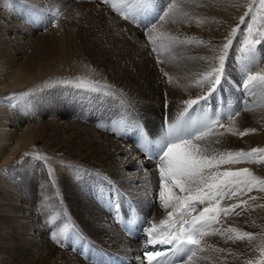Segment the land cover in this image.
I'll return each instance as SVG.
<instances>
[{"label": "bare ground", "instance_id": "6f19581e", "mask_svg": "<svg viewBox=\"0 0 264 264\" xmlns=\"http://www.w3.org/2000/svg\"><path fill=\"white\" fill-rule=\"evenodd\" d=\"M29 3L33 7H37V10L42 13L43 22L47 21L44 18H50L49 15H52L53 18V14H55L52 3L56 7L61 5L60 13L64 12V14L59 18L56 16L58 20L55 24L59 33L50 31L46 39L43 36L36 38L30 32L21 31L17 22L12 21L10 16L0 8V93L18 91L21 88V90L32 88L38 82L37 78L51 75L56 68L59 69L64 66L75 51L78 54L89 56L91 60L89 58L90 61L88 62L100 70L110 83L117 87L121 86L119 88L124 92L128 101L132 103L129 104L132 107L131 112L134 111V107L138 108L142 114L140 116L137 113L134 114L137 116L134 122L138 121L143 130L155 138L160 134L164 125L166 119L163 117L164 112L167 113L168 120H173L182 110L183 101L194 99L206 91L205 88L204 91L200 89L202 86L197 83L200 80L194 83L195 81L190 78L173 77L176 81L175 84L179 82L177 88L164 87L159 82L161 76L157 72L159 68L152 67L151 59L142 57L137 61L141 54L134 45L129 44V33H132V29L114 17L108 18L109 15L104 9L96 8L87 3L69 6L67 0H57L56 2L53 0H29ZM236 3L216 0L205 6L200 4L199 10H195L198 5L193 4V2L189 3L188 7L191 6L193 13L199 14L198 16L207 13L213 20L219 19L218 21L223 22L224 19L233 23L236 20L234 14L239 5ZM78 6L84 8L90 6L93 11L86 16L75 9ZM201 20L198 19L196 23L199 25ZM212 28L216 29L217 26L214 25ZM213 32L211 35L216 39L217 32ZM22 34L29 38L22 36ZM192 35L198 37L201 33L200 31H193ZM203 52L213 56L216 53L215 49L208 47L203 50H193L190 54L195 57V63L188 64L189 70L203 71L207 68L206 62L197 57L201 56ZM261 68L264 66L262 65ZM190 83L194 84L190 85ZM58 92L56 93L58 94ZM52 97H58V107H55L54 111H46L49 105L44 102V114L54 116L53 120L44 122L39 119L37 122L35 109L29 111L25 117L15 114L18 122H23L21 126L25 127L21 130H15L20 125L12 123L14 120L12 113L0 104V167L10 165L13 162L11 160H14L20 151H27L40 144L44 148L64 152L69 158L78 159L81 167L95 170L97 174L108 173L112 175L119 185L124 180L138 183L139 185L131 188V191H125L123 186L122 189H116L120 194L117 197L120 207L119 213L113 211L115 214L112 220L119 221V226L125 225V232L119 230L116 233L114 222L110 220L108 221L110 223L106 222L109 225L102 227L100 224L105 221L103 212L92 205H87L86 198L80 197L78 191L75 190V193L79 196L75 197L74 195L68 201L76 218L84 224V228L86 225L90 226L88 235L93 239L102 241V244L99 241L90 240L101 248L109 249V253H105L102 249L90 245L89 239L87 240L90 242L89 244L85 240L84 243L83 240H79L84 252L85 263L89 264L91 261L97 264H147V261L146 263L142 262L144 234L142 232L138 234L135 225L128 224V220L131 215L138 214L150 222H158L167 214L161 207L158 197L153 199L154 195H158L159 192V171L156 162L148 159L139 150L137 146L138 136L135 130L126 135L129 139L127 143L132 144L129 147L125 143L122 131L115 130L112 126L106 125L107 123L104 124V130L107 131L108 129L111 133L113 131L114 136L103 132L100 127H98L99 131L90 128L83 123V120L81 123L75 117L68 122L69 115L66 112L57 111L59 106L64 103L60 97L64 100L66 97L60 94ZM49 98V95L45 96L47 101ZM166 105L167 109L164 110ZM70 111L74 114L73 109ZM223 111H225L224 108ZM260 124H264V121H261ZM258 132L257 138L261 144H264V126L260 125ZM214 133L215 135L201 143L209 144L212 149L216 150V153L236 149L237 143L234 136H229L221 127L217 130L214 129ZM130 136L132 137L130 138ZM28 166H26V172L20 179L23 186L18 187L17 183L0 177V264H84L68 250L76 235L66 239L67 243L63 249L54 248L49 242L50 236L45 235L40 229L37 230L39 227L38 219L34 215L33 208L30 209L28 202L19 201L23 198V193L29 196L27 191H31L34 186L33 179L28 176L31 174L29 170L34 168ZM229 168L231 169V167ZM224 169L228 168L221 167V170ZM71 171L69 168L65 169L63 174H59V185L63 187L66 197L71 195L70 189L75 184L67 176ZM49 188L47 184H44L43 192H48ZM113 190L116 192L115 189ZM125 196L130 199L132 203L130 209H135V213L128 211L129 203L126 202ZM106 201L112 208L107 198ZM87 207L88 220L85 219L86 214L84 213V209ZM126 207H128L127 211H125ZM223 226L222 229L232 226L241 231L254 233L255 239L251 243L241 241L234 245L233 247L237 249V253L240 255L232 257L231 261L226 262L224 259H219L218 256L213 261L216 264H234L233 262L244 264L243 259L253 256L262 245L261 242L264 238V200L262 199L260 204L258 203L256 209L246 207L240 212V215H230ZM213 229H219L217 224L208 231L212 232ZM34 231L35 234L31 236ZM141 235L144 239L140 243L136 242V240H140ZM221 242L224 243V248ZM202 243L203 247L205 243L208 245L215 244L214 246L221 253L223 249H227L229 241L226 240V236L216 234L205 236ZM168 247L157 245L150 250H166ZM227 251H230V248ZM248 252H250V256L241 255ZM115 256H121L126 261L118 263ZM144 259L146 260V258Z\"/></svg>", "mask_w": 264, "mask_h": 264}, {"label": "rangeland", "instance_id": "374dc122", "mask_svg": "<svg viewBox=\"0 0 264 264\" xmlns=\"http://www.w3.org/2000/svg\"><path fill=\"white\" fill-rule=\"evenodd\" d=\"M53 1L56 2L57 0ZM213 1L216 0H176L178 5V14L176 17L177 22H162L161 24L157 25V32L177 36L181 40L187 38L192 42L182 46H176L174 49H170L168 51L161 49L159 56L161 62L158 63L157 53L152 51V45L148 42V38L145 34L142 24H134L123 19L117 12L113 11L108 4L103 3L102 0H67L69 6L72 4L75 6L87 3L88 5L91 4L96 8L104 9L109 15L108 18L114 17L120 22H124L125 26L130 27V29H132V33H129V44L134 45V47L141 54L137 61L142 57H148L151 59L152 67L156 66L159 68L157 70L158 75H161L159 82L164 87L171 88H177L179 85V82L175 84L176 81L173 77L185 79L190 78L195 81L194 83H196L198 80H201L200 78L202 74L208 71L209 68L214 65V58L220 52L223 43L226 41V37L231 32L232 28L237 26L240 17L245 14L247 6L250 3H253V0H227L228 3L237 2L236 4H239L237 11L234 14L236 20L233 23L231 22L232 25L224 19L223 22L218 21L219 19L213 20L207 13H202V15L200 14L201 16H198L199 14L193 13V8L191 6L188 7V4L193 2V4L198 5L195 10H199V7L201 6L200 4L205 6L209 4V2L211 4ZM52 5L55 13L59 11L58 18L61 17L64 14V12L60 13L61 5H58L59 8L53 3ZM187 7L188 9H186ZM0 8L10 16L12 21L17 22L21 31L30 32L36 38L43 36L46 39V36L50 33V31L56 32L57 34L59 33L57 32L55 26L58 18H52V15H49L50 18H44L47 21L43 22L44 20L41 15L42 13L37 10V7L32 6L31 3H29V0H0ZM259 8V4L255 3L251 15L256 17L254 27L260 28L262 31H264V12L259 11ZM75 9L78 10V12L81 11L86 16L93 11L90 9V6H86V8L78 6ZM198 19H202L199 25L196 23ZM201 23L203 26H201ZM248 23H253V21L250 18H246L245 24L240 25V31L233 39V46L229 50V56L226 63V70L229 74L228 82L225 84L222 92L218 93L212 101V105L216 109V112L223 113L225 117L233 110L239 113L238 115L232 116L230 119L224 118L222 120L223 127L221 128H223L229 136L232 135L236 138L235 142L237 145L234 151L244 150L246 152L253 148H264V144H261L260 140L257 138L259 135L258 128L260 125L264 126V124H260L261 121H264V97H261L258 93L253 95L246 93L243 90L241 85V74L239 71V65L237 63V57L239 56L237 49L241 47L242 41L245 38L247 32L246 24ZM214 25L217 26L216 29L217 31L219 30L218 32L215 28H212ZM186 29L187 31H185ZM193 31H200L201 35L198 37L196 35H192ZM211 31L217 32L216 39L213 37V35H211ZM22 36L29 38L25 34H22ZM201 41L204 43H200ZM209 41H211V43H208ZM157 46L159 48V43ZM206 47L215 49V56L207 52H203L201 56H196L206 62L205 65L207 68L203 71L189 70L188 64L195 63V57L190 53H192L193 50H203ZM89 58L90 57L85 54H78V52L73 51V55L69 57V60L64 66L59 69L56 68L51 75L37 78L36 80H38V82L32 86V88H24V90H21V88L18 91L15 90L4 93L1 92L0 104L5 109L8 108V111L12 113V117L14 118L12 123L15 125H20L16 127L15 130H21L25 127L21 126L23 122H18L14 115H23L25 117L29 111H32V109L36 110L35 116L37 122L39 119H42L44 122L52 121L54 116H47L44 114V102L48 103L49 105V108L46 109V111H54V109H56L55 107H58V97L52 96H56L58 94L65 96L66 100L60 97L64 103L59 106L60 108H58L57 111L60 113L66 112L69 115L67 119L68 122H70L75 117V119L81 123V120H83V123L90 128H95L99 131L98 127H100V130L103 132L105 131V133L111 136H114V133L113 131L111 133V131L108 129L107 131L106 129L104 130L105 123H107L106 125L112 126V128L116 130L117 128L115 127V122L121 120V118L134 122L137 119V116H134V114L137 113L138 116L142 115L138 108L133 107L134 111L131 112L132 107L129 104L132 103L128 101L124 92L119 88L121 86L117 87L110 83V81L106 79V76L102 75L100 70L96 69L95 66L93 67L91 63L88 62L91 60V58L90 60ZM262 65L264 66V63L259 64L253 69V71H259ZM165 73L167 75H165ZM194 83H190V85H193ZM78 84H82L85 88L95 87L98 84L102 88H110L113 95L111 97L97 96V94L84 91L82 88L77 87ZM204 88L205 87H201L200 89L204 91L206 89ZM56 92H58V94ZM21 93L29 94L20 100L13 101L11 104L8 103L10 97H12L13 94ZM48 95L50 98L47 101L45 96ZM220 97H222V99H220ZM223 108L225 111H223ZM72 109L74 110V114L70 111ZM166 109L167 107L164 106V110ZM163 117L168 118L166 112H164ZM218 128L220 127L215 128V130ZM249 129H254L255 131L246 132V130ZM132 131H134V129L129 127L127 132L123 133L126 144L129 142V139L126 137V135L131 134ZM240 132H246V134L240 136ZM213 135L215 134H212L209 137H212ZM131 137L132 136H130V138ZM131 145L132 144H128L129 147ZM11 161L13 162L10 165H3L0 167V177L6 178L10 182L17 183L18 187L23 186L20 179L23 177L24 172H26V166H28L30 163L28 167L31 166V168H34L33 170L28 169L29 172L31 171V174H28V176H30L34 182L33 189L31 191H27L29 196H26V194L23 193V198L19 201L22 203L28 202L30 209L33 208L34 215H36L38 219L39 227L37 230L40 229L45 235L50 236V238L48 237L51 239L49 242L54 248L58 249L60 247V249H63L65 243H67V240L65 239L58 243L53 239L52 234L53 232L58 231V228L52 224H49V221L53 217H56V224L59 225V227H63L64 223H67L69 228L74 225V233L77 232V234L72 233V236L70 235V237H74L76 235V238H73L74 241L72 244L68 241L71 244L68 250L84 264L87 263L84 261V252L79 240H83V243L85 240L89 244L90 242L87 240L93 238L88 235L90 226L86 225L84 228V224L80 222L73 213V209L68 201L70 197L74 195L75 197H78L80 195V197L82 196L83 198H86L85 201H87V205H92L102 211L105 221L100 225L105 227L106 225H109L107 224L110 223L108 222L109 220L112 222L116 221L115 219L112 220L113 215L115 214L113 212V204L117 202V197L116 199L111 198L114 191L113 189L116 191V189H122L121 187L123 186L125 191H131V188L139 185L136 182H130L128 180L122 181V184L119 185L114 180L112 175L108 173L97 174L95 170L81 167L78 159L69 158L68 155L66 156L64 154V152H58L55 149L50 150L49 148L40 146V144L35 145L32 149L27 151H20L17 157ZM221 167H231V170L248 168L255 176L264 179V164L261 163L245 162L234 165H223ZM49 168L52 169L51 175L49 174ZM69 168L72 171L67 176L73 180L75 184H73L74 187H71L70 189L71 195L66 197L63 192V187L59 185V174H63L65 169ZM44 184H47V187H50L48 192L45 193L43 192ZM75 190L76 192L78 191L79 195L75 193ZM156 195L157 194L154 195L153 199L158 197V195ZM252 197H255V199H252ZM106 198L112 205V208L107 203ZM125 199L127 200L126 202L129 203V211L132 207V203L127 196H125ZM262 199L264 200V191L254 189L251 192H247L245 190V194L238 195L232 199H223L221 201V207H227L231 204L239 203L241 200H245L247 201V204L236 209L237 212H241L246 207L256 209L258 207V203L260 204ZM127 208L128 207L125 208V211H127ZM197 211H199V209ZM84 213L86 214L85 219L88 220V207L84 209ZM193 214L195 215L196 213ZM228 217L229 216L220 217V222L217 224L219 229L224 227L223 225L228 220ZM113 224L115 226L114 230L117 233L119 231L118 222ZM215 225H212L211 228ZM33 234H35V231L32 232L31 236H33ZM209 235L212 236L213 234ZM143 239L144 238L141 235L140 240H136V242L140 243ZM93 240L99 241L96 239ZM74 242L75 244H73ZM239 242L241 241H229L227 244V249L230 248V251L223 249L221 253H219L216 246H214L215 244L208 245L205 243V246L203 247V243L201 242L202 244L200 245V248L203 247V251L197 249L196 257L193 259L191 264H216L213 260H216L217 256L219 259H224L226 262L231 261L232 257H237L240 255L237 253V249L233 247ZM262 242V245L253 256L243 259L244 264H248V261H252L253 264H256L257 261L264 260V255H262L260 251L261 247H264V238ZM91 243L90 245L102 249V251L105 253H109V249L101 248L93 241H91ZM99 243L102 244V241H99ZM221 244L224 248V243L221 242ZM241 255L250 256V252ZM115 258L117 259L118 263H121V261H126L121 256H115ZM142 262L146 263V260L143 258ZM233 263L236 264L235 262ZM89 264L97 263L90 261Z\"/></svg>", "mask_w": 264, "mask_h": 264}, {"label": "snow or ice", "instance_id": "6c2138e0", "mask_svg": "<svg viewBox=\"0 0 264 264\" xmlns=\"http://www.w3.org/2000/svg\"><path fill=\"white\" fill-rule=\"evenodd\" d=\"M102 2L108 4L123 19L143 25L152 51L157 53L158 63L161 62L159 59L161 49L168 51L192 42L187 38L181 40L177 36L157 32V25L162 22H177L176 0H102ZM255 3L259 4V11L264 12V0H253V3L247 6L245 14L240 17L237 26L232 28L220 52L215 56L214 65L203 73L201 80L197 82L199 86L205 87L206 91L194 99L183 101L182 110L175 119H165L158 136L152 138L138 121L121 118L116 123L115 127L122 133H126L129 127L136 131L139 150L148 159L156 162L159 171L158 199L167 213L166 216L158 222H150L147 218L133 214L128 220V224L138 225V231L144 234L143 258H146L147 264H191L196 257L197 249H200L202 239L209 234L226 236L228 241L251 243L255 239L254 233L241 231L232 226L226 229H213L211 233L208 229L219 224L221 216L240 215L236 209L247 204V201L241 200L239 203L221 207L223 199L245 194V190L264 191V179L255 176L250 169L221 170V166L245 162L264 164V148H253L247 152L238 150L216 153L209 144L201 143L215 134V128L223 127L224 118L230 119L239 114L233 110L225 117L223 113L215 111L212 101L228 82L226 63L229 50L233 46L234 37L240 31V25L245 24L246 18H250L253 23L246 24L245 38L241 47L237 49L241 85L246 93L253 95L258 93L264 97V68L253 71L259 64L264 63V31L254 27L256 17L251 15ZM58 15L57 11L53 18ZM77 87L97 96L113 95L110 88H102L98 84L90 88H85L82 84H78ZM28 94H13L8 103L20 100ZM252 131L255 130H246ZM246 132H240L239 135L243 136ZM49 174H52L51 168ZM119 195L113 192L111 198L116 199ZM119 207L118 201L113 204V209L117 213ZM130 212L135 213L136 210L130 209ZM56 220L57 218L53 217L49 224L58 228L52 236L59 243L75 232V226L69 228V225L64 223L63 227H59ZM157 245L169 247L166 250H150ZM260 251L264 255V247H261ZM248 264L253 262L248 261ZM256 264H264V260L257 261Z\"/></svg>", "mask_w": 264, "mask_h": 264}]
</instances>
